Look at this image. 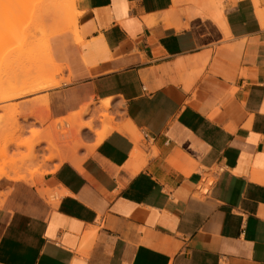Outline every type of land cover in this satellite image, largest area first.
Listing matches in <instances>:
<instances>
[{
  "label": "crops",
  "instance_id": "obj_1",
  "mask_svg": "<svg viewBox=\"0 0 264 264\" xmlns=\"http://www.w3.org/2000/svg\"><path fill=\"white\" fill-rule=\"evenodd\" d=\"M75 6L45 114L115 99L140 138L0 179V264H264V0Z\"/></svg>",
  "mask_w": 264,
  "mask_h": 264
},
{
  "label": "rangeland",
  "instance_id": "obj_2",
  "mask_svg": "<svg viewBox=\"0 0 264 264\" xmlns=\"http://www.w3.org/2000/svg\"><path fill=\"white\" fill-rule=\"evenodd\" d=\"M51 1L0 0V178L26 179L27 176L34 175L41 177L55 169V164L63 161L66 147L65 121L46 116L45 101L48 97L46 94L42 95L55 87L13 97L14 99L11 97L12 93L18 92L24 85L43 86L60 80L57 85L59 87L70 82L69 76H64L66 64L55 55L54 40L68 32L73 33L74 28H69L71 26L67 15L73 9L78 11L74 2L62 10L64 13L61 11L53 15L55 2ZM22 5L25 6L23 10ZM112 102L114 106L109 108V114L113 115L114 122L117 123V119L123 116L122 109L115 99ZM33 105L42 121L22 116ZM97 105L98 101L91 102L89 112L82 116L79 125L94 117ZM94 123L96 129L102 130L106 121L101 123L94 120ZM94 143L93 133L83 129L82 147L76 152L78 162L92 152L90 148ZM67 147L71 148L72 145ZM59 152L62 153L59 154L60 158L57 155ZM50 155L53 158L47 160L46 157ZM6 174L10 176H5ZM25 181L33 183L32 179Z\"/></svg>",
  "mask_w": 264,
  "mask_h": 264
},
{
  "label": "bare ground",
  "instance_id": "obj_3",
  "mask_svg": "<svg viewBox=\"0 0 264 264\" xmlns=\"http://www.w3.org/2000/svg\"><path fill=\"white\" fill-rule=\"evenodd\" d=\"M42 1V0H41ZM53 1L55 3H53ZM54 5V9H53V15L54 14H59L62 10H64L65 7H70V5H73L75 0H52L51 1ZM22 8V9H21ZM19 8L21 10H23L25 8V6L22 5V7ZM20 10V11H21ZM48 10V9H46ZM49 11V10H48ZM48 11L46 13H48ZM23 12V11H22ZM63 12V11H62ZM64 13V12H63ZM78 12H75V10L73 9L68 15V19L70 20V26L72 28L75 29V32H76V36L77 38L78 37V34H77V29H76V24H77V16H78ZM4 57V56H2ZM60 83V80L58 81H52V82H49L47 85H35V86H26L24 85V87L20 90H18V92L16 91V93H12L11 96L12 98H17V97H22L23 95H26V94H33V93H36V92H39L41 90H47L48 88H52V87H55L57 86L58 84ZM10 97V98H11ZM13 98V99H14ZM111 107V99L108 98V99H104V100H101L97 106V110L95 109V112H94V117L86 122L85 124H82V125H79L78 122L81 120L82 116L86 113L89 112V105H86L81 112H77L73 115H71L69 118H65L64 121H65V128L66 130H64V132H66V137H65V146L67 147V145L69 146V143H73L75 145V150H77L78 147L82 146V130L84 128H87L91 131H94L97 135V141H96V144H99L108 134H110L112 131L114 130H117V129H120V128H124L127 132H129L130 134H132V136H134L135 138L138 139V133H137V130L135 129L134 126H132V124H130L131 122H128L126 123L124 126H119L117 123L114 122V117L113 115H110L109 114V108ZM35 112V111H34ZM34 118L35 120H39V121H42L41 119V116L37 113H31L29 114L26 118ZM94 120H99L101 121V123H104L106 121V124L105 126L103 127L102 131L101 132H97L95 130V123H94ZM62 122V121H60ZM72 130H74V134L72 135ZM38 145V144H37ZM51 145V144H50ZM54 145V144H53ZM55 146V145H54ZM51 147V146H50ZM49 147V148H50ZM56 148V147H55ZM59 150V149H58ZM61 152V151H60ZM60 152L57 154L60 158ZM60 154V155H59ZM62 157V156H61ZM53 158L52 155L50 156H47L46 159L47 160H51ZM45 159V160H46ZM23 166V165H22ZM15 168V167H14ZM23 170V169H20V171ZM26 171V169H25ZM17 172V170H16ZM2 173V172H1ZM8 173V172H7ZM22 173V172H21ZM34 171L31 172V174L33 175ZM17 174V173H16ZM20 175V174H19ZM18 175V176H19ZM27 175V174H26ZM5 176H10L8 174H6ZM23 176V175H22ZM5 178V177H4ZM0 179H3V178H0ZM6 179H9V180H12V181H19L20 179L16 178V179H13L11 177L6 178ZM8 194V193H7ZM4 200V199H3Z\"/></svg>",
  "mask_w": 264,
  "mask_h": 264
}]
</instances>
